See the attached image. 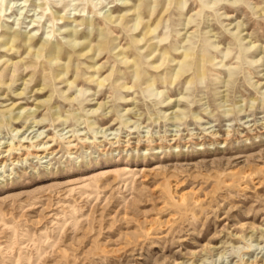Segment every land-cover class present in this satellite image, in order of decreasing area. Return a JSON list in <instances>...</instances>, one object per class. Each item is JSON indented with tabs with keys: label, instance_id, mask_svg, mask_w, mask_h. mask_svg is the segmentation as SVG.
I'll use <instances>...</instances> for the list:
<instances>
[{
	"label": "rangeland",
	"instance_id": "obj_1",
	"mask_svg": "<svg viewBox=\"0 0 264 264\" xmlns=\"http://www.w3.org/2000/svg\"><path fill=\"white\" fill-rule=\"evenodd\" d=\"M6 150L0 264H264V0H0Z\"/></svg>",
	"mask_w": 264,
	"mask_h": 264
},
{
	"label": "bare ground",
	"instance_id": "obj_2",
	"mask_svg": "<svg viewBox=\"0 0 264 264\" xmlns=\"http://www.w3.org/2000/svg\"><path fill=\"white\" fill-rule=\"evenodd\" d=\"M49 150V147H46V144H37L33 147L32 152L36 156H41L43 154H47ZM10 150H6L3 153L0 154V162H4L6 159V156H3L4 153L9 152Z\"/></svg>",
	"mask_w": 264,
	"mask_h": 264
}]
</instances>
